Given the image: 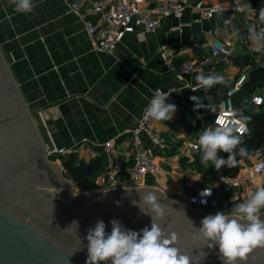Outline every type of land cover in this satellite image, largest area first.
I'll return each mask as SVG.
<instances>
[{
    "label": "crops",
    "instance_id": "obj_1",
    "mask_svg": "<svg viewBox=\"0 0 264 264\" xmlns=\"http://www.w3.org/2000/svg\"><path fill=\"white\" fill-rule=\"evenodd\" d=\"M111 1L115 4L131 0ZM135 1L140 9L153 8L160 2ZM195 1L186 0L181 19L159 17L160 26L155 32L144 31L134 22L132 31L123 36L110 55L94 51L83 19L69 11L65 0H33L35 7L30 13H18L9 0H0V53L29 111L40 112L57 148L76 151V161L99 159L100 174L105 165L102 154L89 156L88 147L100 151L99 144L115 139L116 181L125 180L133 165L128 156L132 149L129 131L141 116L152 90L161 88L171 93L166 103L176 105L173 118L154 121L165 143L164 148L151 147L158 171L145 175L141 186L155 188L177 200L197 189L215 186L216 176L223 173L211 162L202 164L200 152L186 151L187 144L197 143L199 132L212 125L215 115L206 109L194 110L195 102L189 97H201L205 104L211 97L218 110L224 91L237 84L240 88L233 95V107H242L244 115L264 111V81L254 76L255 69L264 70L260 63L264 50H253L247 32L250 24L264 31V24L259 23V9L253 8L250 0H204L206 5L237 1L245 9L234 13L225 10L196 22L199 15L191 7ZM96 18L85 16L91 21ZM215 37L230 44L229 57L211 53L208 42ZM162 49H166L173 64L190 61L199 69L177 81L162 65ZM200 72L221 74L228 84L215 85L207 92L192 91L190 87L198 85L195 76ZM256 96L262 98L260 105L252 101ZM84 138L89 142H81ZM258 159L264 161V142L247 160L238 161L234 176L241 180L240 186H220L219 197L236 193L231 200L233 206L243 202L250 190L264 186V177L249 175Z\"/></svg>",
    "mask_w": 264,
    "mask_h": 264
},
{
    "label": "water",
    "instance_id": "obj_2",
    "mask_svg": "<svg viewBox=\"0 0 264 264\" xmlns=\"http://www.w3.org/2000/svg\"><path fill=\"white\" fill-rule=\"evenodd\" d=\"M46 145L54 147L45 122L40 112L29 111L0 53V264H86L85 237L97 220L104 221L106 233L113 218L129 230L150 228L151 216L132 204L147 189L168 203L166 219L157 222L177 234L175 246L192 255L190 264H223L218 247L193 238L208 214L150 187L76 193L72 180L47 158ZM237 264H264V247Z\"/></svg>",
    "mask_w": 264,
    "mask_h": 264
},
{
    "label": "clouds",
    "instance_id": "obj_3",
    "mask_svg": "<svg viewBox=\"0 0 264 264\" xmlns=\"http://www.w3.org/2000/svg\"><path fill=\"white\" fill-rule=\"evenodd\" d=\"M18 13H30L35 4L33 0H9ZM250 7V5H249ZM259 23L264 24V8L259 9ZM238 31V30H237ZM249 39L253 42V50H264V31H258L255 25H248ZM198 84L192 91L203 89L205 92L215 85L227 86L228 81L221 74H205L200 72L195 76ZM171 93L156 90L145 108L147 118L155 121H169L177 108L175 104L166 103ZM194 101V110L206 109L216 114L217 106L208 102L202 103L201 97L190 96ZM223 108V106H220ZM231 120L228 123L213 124L205 127L198 134V151L201 153V163L211 162L217 170L222 166L235 167L237 156L246 157L248 149L241 147L242 134L248 131L246 127L250 117L243 114V108L228 110ZM227 153V159L218 155ZM210 188L205 190L210 194ZM131 195V189H126ZM139 201H132L144 214L151 216V225L140 231L125 228L118 219H111V231L106 233L103 220H97L93 227L87 229L86 264H190L192 255L185 254L176 247L177 234L167 232L157 221L166 219L168 203H161L160 195L151 190H145ZM119 204V202H117ZM143 205V207L141 206ZM264 186L256 187L247 193L243 202L233 204L230 210L217 211L201 220V226L194 228L193 238H203L209 249L218 247L223 264H237L247 260L248 255L257 247H264ZM203 245V246H204ZM83 247V245H82ZM204 256L207 254L204 252ZM72 254H69V256Z\"/></svg>",
    "mask_w": 264,
    "mask_h": 264
},
{
    "label": "built area",
    "instance_id": "obj_4",
    "mask_svg": "<svg viewBox=\"0 0 264 264\" xmlns=\"http://www.w3.org/2000/svg\"><path fill=\"white\" fill-rule=\"evenodd\" d=\"M65 1L69 7V11L83 19L84 31L91 41L94 51L110 55L114 54L117 44L122 40L123 36L132 31V24L134 22L141 25L144 31L155 32L160 26L159 17L181 19L183 10L187 7L186 0H160L156 6L147 9H140L135 0L115 4L112 3L111 0ZM81 1L84 2L83 6ZM191 7L195 9L199 15L196 22L208 20L215 14L225 10L234 13L245 9V6L237 1L229 4L225 1H219L206 5L204 0H196L192 3ZM88 15H95L97 18L95 21L87 20L85 16ZM224 23H229V19H226ZM139 37L143 39V33L141 35L139 34ZM208 47L214 56L229 57L231 53L230 44L217 37L208 42ZM160 58L163 67H165L168 72H171L177 81H183L187 74H191L199 69L198 65L190 61L184 62L181 65L173 64L166 49L160 51ZM260 63L264 68V58L261 59ZM197 87L198 85L191 86L190 89ZM239 88V85L233 84L224 91L217 113L213 117L212 125L230 122L231 118L228 115V110L234 108L232 98ZM156 90L162 89L155 88L152 90L141 116L129 131L132 149L128 153V156L133 160V165L128 169L125 180L116 181L114 160L115 155L118 153V148L115 139H109L99 144L98 146H100L101 152L88 147L89 156L100 157L102 154L105 162L104 170L95 178V183L98 186V195L111 189L126 187L140 188L142 187L141 183L145 175H155L158 171V165L155 156L151 152V147L164 148L165 143L155 129V120L147 118L145 114V108ZM252 101L255 105H260L262 103V98L256 96ZM220 106H223V108ZM246 133L247 131L242 134V140L246 136ZM81 142L88 143L89 140L84 138ZM186 151L188 153L197 154L199 152L198 143H188ZM46 152L47 158L51 160L52 157L67 156L76 151L68 148H57L55 145L53 149H50L46 145ZM249 175L264 177V161L262 159L255 161L250 169ZM240 183L241 180L236 176L219 173L216 176L215 186L197 189L193 193L185 194L175 201L189 209L208 215L215 214L217 211L227 212L232 208L231 200L236 193L230 192L227 198H220L218 195V188L220 186L237 188L240 186ZM209 188L211 190L210 194H206L205 190Z\"/></svg>",
    "mask_w": 264,
    "mask_h": 264
},
{
    "label": "trees",
    "instance_id": "obj_5",
    "mask_svg": "<svg viewBox=\"0 0 264 264\" xmlns=\"http://www.w3.org/2000/svg\"><path fill=\"white\" fill-rule=\"evenodd\" d=\"M251 6L255 9L264 8V0H250ZM254 76L257 79L264 81V70L259 67L255 69ZM245 116L250 117L247 121V133L242 140L241 147H246L248 149V155L246 157L237 156V164L235 167L228 168L227 166H222L219 170L230 176H234L238 169L239 160H247L249 154L252 151L257 150L261 147L264 142V111L257 114H245ZM218 155L224 159H227L228 154L224 152H219ZM54 159L61 160L63 168L67 171L68 176L72 182L81 190L86 192L95 193L98 190V186L95 183V178L98 175L100 169V160H92L85 163L82 160L76 161L73 153L67 156H59Z\"/></svg>",
    "mask_w": 264,
    "mask_h": 264
},
{
    "label": "rangeland",
    "instance_id": "obj_6",
    "mask_svg": "<svg viewBox=\"0 0 264 264\" xmlns=\"http://www.w3.org/2000/svg\"><path fill=\"white\" fill-rule=\"evenodd\" d=\"M52 158H53V157H52ZM53 161H54L56 164H58V165L62 168L63 176L66 177V178H68V179H70V177L68 176L67 171L63 168V165H62V163H61V160H60V161H57V159H54ZM80 191H82V192H86V191L81 190L80 188H78V187L75 185V192L78 193V192H80ZM89 193L93 194L94 196H97V195H98L97 191H96L95 193H92V192H89Z\"/></svg>",
    "mask_w": 264,
    "mask_h": 264
}]
</instances>
